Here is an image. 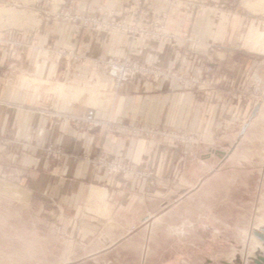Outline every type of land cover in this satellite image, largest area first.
I'll use <instances>...</instances> for the list:
<instances>
[{"label":"crops","instance_id":"1","mask_svg":"<svg viewBox=\"0 0 264 264\" xmlns=\"http://www.w3.org/2000/svg\"><path fill=\"white\" fill-rule=\"evenodd\" d=\"M133 2L82 0V5H74L73 0H62L47 22L41 21V29L31 34L26 49L11 52L0 41V153H11L13 167L24 174L22 180L27 181L29 190L47 201L49 210L54 209L60 218L63 234L89 241L97 237L101 244L96 248L124 238L138 221L160 209L167 197L163 187L171 181L179 157L174 146H152L115 128L162 125L213 135L225 127L234 96L239 99L233 91L248 73L246 64L260 58L257 54L264 57V53L239 46L243 39L237 28L243 16L236 17L239 24L232 14L226 15L223 23L204 21L202 25L211 28L202 38L199 18L171 20L170 26H175L180 38L171 43L85 28L57 17L59 10L86 15L116 12ZM188 35L191 41L186 40ZM212 47L223 48L220 52L226 63L208 65L216 51L210 52ZM63 48L69 50L68 56L77 54L84 60H63L58 56ZM107 58L150 64L160 76L154 82L136 80L121 85L112 93L107 89L104 67L93 62ZM201 59L205 62L200 65ZM12 67L14 74L9 73ZM260 70L256 68L254 75L262 86ZM171 74L174 79L167 77ZM179 76H202L218 84L224 94L221 101L206 103L197 98L195 90L187 82L181 83ZM57 114L63 117L57 118ZM83 117L101 121V127L89 129L84 120L77 121ZM4 139L9 141L8 148L3 146ZM48 144L62 150L60 160L42 154L41 148ZM95 161L127 163L145 174L118 177ZM200 179L185 178L189 185H200ZM213 180L208 177L202 185ZM114 225L121 227V234Z\"/></svg>","mask_w":264,"mask_h":264},{"label":"rangeland","instance_id":"2","mask_svg":"<svg viewBox=\"0 0 264 264\" xmlns=\"http://www.w3.org/2000/svg\"><path fill=\"white\" fill-rule=\"evenodd\" d=\"M73 1L74 5H82V0ZM61 2L0 0V41L3 47L11 52L26 49L25 46L31 45V34L41 29V21L47 22L50 13L56 12ZM57 14V17L85 28L134 35L160 43L180 39L175 26H170L171 20L199 18L202 38L211 28L202 25L204 21L216 19L223 23L225 16L232 14L233 21L239 24L236 17L243 16V22L237 28L243 39L239 46L264 53V0H134L116 12L109 10L86 15L59 10ZM88 19L109 26L86 24ZM185 38L191 41L189 35ZM192 41L200 43L197 39ZM213 49L216 51L209 57L208 65L214 67L226 63L225 54L220 52L223 48L212 47L209 51ZM58 51L63 60L76 63L84 60L77 54L68 56L69 50L64 48ZM257 56L260 58L251 59L246 64L248 73L233 91L239 99L234 96L231 112L225 117L226 128L223 125L217 133L204 136L162 125L136 124L115 128L141 137L152 146L158 143L174 146L179 157L175 176L163 187L167 197L161 202L160 209L150 218L138 221L130 233L107 247L96 248L101 244L97 237L89 241L63 234L59 228L60 218L54 209L49 210L47 201L29 190L27 181L22 180L24 174L13 167L11 153H0V264L262 263L259 257L264 258V242L253 235V232L264 235V80L260 86L257 83L260 78L254 75L258 67L263 69L260 74H264V57ZM110 59L119 60L107 58L93 62L104 67L107 89L112 93L121 85L136 80L154 82L160 76L150 64L120 59L145 72L141 71L142 74H137L129 83L116 86L107 73L106 63ZM204 62L201 59L200 65ZM9 73L14 74L15 67ZM167 77L174 79L175 75ZM177 79L181 83L187 82L195 90L196 97L206 103L221 101L224 95L218 84L202 76H179ZM80 120H84L89 129L99 128L102 124L87 117L77 119ZM2 143L8 148L9 141L4 139ZM41 152L54 161L63 156L62 150L53 144L43 146ZM95 164L118 177L145 174H139L127 163L95 161ZM108 165L119 166L122 170H109ZM196 176L201 178L200 185H197L199 182L187 184L185 178ZM175 177L182 179L176 182ZM208 177L214 180L202 185ZM115 228L121 234V227Z\"/></svg>","mask_w":264,"mask_h":264},{"label":"built area","instance_id":"3","mask_svg":"<svg viewBox=\"0 0 264 264\" xmlns=\"http://www.w3.org/2000/svg\"><path fill=\"white\" fill-rule=\"evenodd\" d=\"M85 23L87 24H93V25H96V26H99V25H108L106 24L105 22H100L98 20H95V19H88L85 21ZM109 26V25H108ZM113 26V25H111ZM106 66L108 68V77L109 79L111 80V82L115 83L116 86L117 85H121V84H124V83H129L131 80L134 79V77L137 75V74H142L141 69H138L134 64H130L129 62H126V61H119V60H113V59H110L107 61L106 63ZM145 72V71H143ZM94 124H97V123H94ZM110 167L109 170H112V171H115L116 169H121V167H117V166H111V165H108Z\"/></svg>","mask_w":264,"mask_h":264},{"label":"water","instance_id":"4","mask_svg":"<svg viewBox=\"0 0 264 264\" xmlns=\"http://www.w3.org/2000/svg\"><path fill=\"white\" fill-rule=\"evenodd\" d=\"M243 132H244V130H243ZM262 230H263V232H264V229H262ZM253 235H254L255 237H257L259 240H261V241L264 242V235H263V234H259V233H257V232H253ZM259 258H260V260L262 261V263L259 262V261H255L256 264H264V258H262V257H259Z\"/></svg>","mask_w":264,"mask_h":264}]
</instances>
